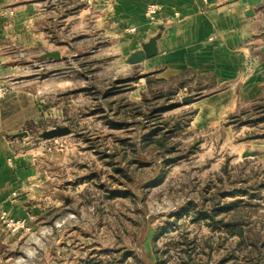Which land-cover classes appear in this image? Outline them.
<instances>
[{
    "label": "rangeland",
    "instance_id": "obj_1",
    "mask_svg": "<svg viewBox=\"0 0 264 264\" xmlns=\"http://www.w3.org/2000/svg\"><path fill=\"white\" fill-rule=\"evenodd\" d=\"M110 45L106 39L98 54L41 72L45 90L52 92L42 108L57 100L58 115L43 110L22 130L29 146L68 149L70 183L64 193L57 192L67 204L56 211L67 220L43 221L10 239L8 231L0 238V264L38 263L46 257L42 249L54 246L62 230L102 232L90 236L89 246L99 242L125 248L122 253L132 255L130 264H264V98L241 106L233 114H242L235 123L189 128L193 110L180 103L190 88H173L176 80L169 85L147 79L139 101L133 100L140 71ZM75 50L80 54V48ZM34 60V51L27 60H12L17 67L5 82H21L32 90L38 74ZM57 126L71 133L39 138ZM246 152L255 153L242 158ZM232 202L238 211L215 220L238 222L242 241L222 225L213 229L207 221L192 220L194 213L214 209L213 204ZM73 236L69 244H79L78 235Z\"/></svg>",
    "mask_w": 264,
    "mask_h": 264
},
{
    "label": "crops",
    "instance_id": "obj_2",
    "mask_svg": "<svg viewBox=\"0 0 264 264\" xmlns=\"http://www.w3.org/2000/svg\"><path fill=\"white\" fill-rule=\"evenodd\" d=\"M229 1L0 0V84L11 86L0 101L1 239L9 231L4 219L23 221L33 229L43 221L67 220L56 211L67 204L57 199V192L64 193L70 183L68 149L29 146L28 138L19 136L25 133L26 121L34 123L44 111L58 115L56 99L49 109L42 108L43 99L52 94L51 88L47 92L44 87L47 80L41 72L45 69L56 71L75 58L98 54L106 39L117 57L127 59L154 38L156 55L131 66L141 75L133 84V100L139 101L147 79L169 85L179 81L173 88L179 85L177 89L185 92L190 88L188 96H195L180 106L193 110L189 128L199 130L220 128L241 106L264 98V0ZM151 4L161 7L153 21L144 16ZM31 51L38 73L32 90L21 82H5L17 67L10 62L29 59ZM53 51L59 52L60 62L40 60ZM80 155L83 158V152ZM59 233L54 246L42 249L46 257L33 264H130L132 255L122 253L125 248L99 242L89 246L90 236H103L102 232ZM75 234L79 244H69Z\"/></svg>",
    "mask_w": 264,
    "mask_h": 264
},
{
    "label": "water",
    "instance_id": "obj_3",
    "mask_svg": "<svg viewBox=\"0 0 264 264\" xmlns=\"http://www.w3.org/2000/svg\"><path fill=\"white\" fill-rule=\"evenodd\" d=\"M237 0H230L229 2H235ZM156 39H151L147 43L143 44L141 46L140 50H136L133 53H131L128 58L126 59V63L130 66L137 65L144 61L145 59H150L156 55ZM40 60L42 61H53V62H60V54L57 51L53 52H46L40 56ZM195 98V96H186L181 99V103L187 104L188 102L192 101ZM71 133V130L68 127H54L50 130L44 131L41 134H39V138L41 140H51L54 138L64 137ZM19 136H25V133L19 134ZM254 153H243L242 158H249L253 157Z\"/></svg>",
    "mask_w": 264,
    "mask_h": 264
},
{
    "label": "trees",
    "instance_id": "obj_4",
    "mask_svg": "<svg viewBox=\"0 0 264 264\" xmlns=\"http://www.w3.org/2000/svg\"><path fill=\"white\" fill-rule=\"evenodd\" d=\"M241 116L242 114L240 115L235 114V115L229 116L226 124L235 123V121H237V118H240ZM247 124L248 122H244V123H241V126H245ZM234 196L235 194L233 195V197ZM237 204H238L237 202H232L230 204H226L222 206H219V204H213L214 209L210 211H206L205 209H202L201 211L193 214L192 220L193 221H207L206 225H208L209 227L213 229H220L222 225L223 226L222 228L224 229V231H226V233H228V235H237L240 237V241H242L245 238H242V231H241L242 228L238 224V222L232 220L230 222L222 223V220H215V218L220 214H227L230 211H233V210L235 211L239 209L240 206H238Z\"/></svg>",
    "mask_w": 264,
    "mask_h": 264
},
{
    "label": "built area",
    "instance_id": "obj_5",
    "mask_svg": "<svg viewBox=\"0 0 264 264\" xmlns=\"http://www.w3.org/2000/svg\"><path fill=\"white\" fill-rule=\"evenodd\" d=\"M161 7L156 4H151L145 7L144 16L147 20L153 21L157 14L160 12ZM10 91V84H0V101L7 95ZM4 226L11 232L15 233L19 230H28L25 222L23 221H13L11 219H4Z\"/></svg>",
    "mask_w": 264,
    "mask_h": 264
}]
</instances>
